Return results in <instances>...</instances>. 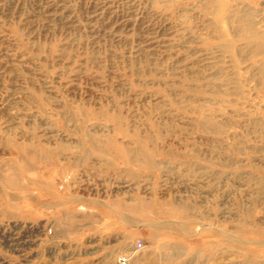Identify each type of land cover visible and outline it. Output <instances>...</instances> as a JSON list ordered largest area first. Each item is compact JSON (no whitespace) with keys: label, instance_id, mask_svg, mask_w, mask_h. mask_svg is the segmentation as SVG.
<instances>
[{"label":"rangeland","instance_id":"obj_1","mask_svg":"<svg viewBox=\"0 0 264 264\" xmlns=\"http://www.w3.org/2000/svg\"><path fill=\"white\" fill-rule=\"evenodd\" d=\"M137 242L264 264V0H0V264Z\"/></svg>","mask_w":264,"mask_h":264},{"label":"built area","instance_id":"obj_2","mask_svg":"<svg viewBox=\"0 0 264 264\" xmlns=\"http://www.w3.org/2000/svg\"><path fill=\"white\" fill-rule=\"evenodd\" d=\"M48 234L52 233V229H49L47 231ZM144 246L142 242H137L134 246L131 252L123 254L116 259V264H129L133 256L143 250Z\"/></svg>","mask_w":264,"mask_h":264}]
</instances>
